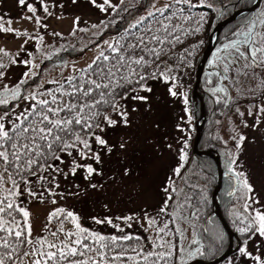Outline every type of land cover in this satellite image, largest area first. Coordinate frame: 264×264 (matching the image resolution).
<instances>
[{"label": "snow or ice", "instance_id": "snow-or-ice-1", "mask_svg": "<svg viewBox=\"0 0 264 264\" xmlns=\"http://www.w3.org/2000/svg\"><path fill=\"white\" fill-rule=\"evenodd\" d=\"M17 2L23 6L26 0ZM90 2L101 12L111 8L113 15L118 8H124L123 3L113 5L111 0H103L102 3L97 0ZM40 3L43 5L44 0H40ZM199 3L203 5L204 0H199ZM253 3L259 5L255 13L243 18V23L231 33L233 38L220 45L217 50L219 55L214 53V59L223 65L224 72L235 69L238 74L243 71L245 76L251 75L253 79H257L255 69H260L261 76H264V0H253ZM26 6L29 12L34 10L31 3ZM132 7L130 4L129 8ZM192 7L191 0H137L134 10L139 14L130 19L126 27L122 26L118 35L111 41H103L104 48L96 43L97 51L91 60L82 67L71 64L72 71L67 76L61 70L60 79L48 81L52 85L48 88L33 79L38 75L33 69L39 65L33 64L32 53H28V59L18 61L26 66L32 65V68L26 67L15 85L4 84L0 87V106H4L0 109V264H137V261H146L147 257L169 256L172 261L165 260V264H174L178 259L170 251L144 252V246L139 243L135 234H103L85 227L78 222V216L72 210L62 206L49 211L47 220L51 222L57 218V231L63 234V238L57 235V231H50L48 224L42 229L46 235L33 237L30 213L21 203L20 197L27 196L29 199L37 198L41 201L50 198L55 203L56 189L60 186L59 177L63 175L65 182L71 186L68 176L71 174L75 179L78 169L85 174L87 186L96 187L91 182V176H102L104 173L87 161L91 159L102 164V151L107 150L110 153L114 147L100 133L117 123H129L127 103L129 100L147 99L139 95V91L150 90L145 83L148 78L159 75L165 80H175V75L170 72L173 67L171 64H167L163 70L160 69V64L166 63L160 57L174 58L172 49L183 37L193 34L186 26L187 22L195 21L196 30H199L204 17L190 16ZM78 22L79 17H75L73 28L78 27ZM36 24H40L39 19ZM107 26L104 20L99 22L101 30ZM4 30L12 31L0 25V31ZM80 30L89 31L88 28ZM99 34L92 33L93 36ZM191 55V52L187 53V56ZM241 61L244 63L241 64ZM15 62L17 61L14 60L13 63ZM212 63L213 60H209V64ZM4 75L5 73L0 72V77ZM261 87H264V80H261ZM168 91L170 95L177 94L171 86ZM220 91L224 89L221 88ZM21 101L24 102L23 107ZM132 110H136L135 104H132ZM262 112L264 105L256 112L257 123ZM252 127L255 128L256 124H252ZM243 139V134L236 139L237 147ZM93 140L96 151H93ZM120 147L123 148L124 144L121 143ZM179 159L184 160L183 152H180ZM228 169L232 171L231 163L228 164ZM128 171L129 169H124L125 174ZM172 171L179 173L181 168L177 165ZM243 175L244 173L237 172L232 178ZM237 182L251 191V185L246 179ZM76 188L79 189V184ZM165 192L182 194L175 186L166 188ZM59 195L62 198L63 193ZM169 203L168 198L163 199L162 205L152 215L146 210L143 216L133 213L117 219H142L146 222V232L151 229L154 233L163 232L166 236L167 231L158 226L157 221L161 215H168ZM184 203H190L187 197L184 201L176 202L171 213L172 223H176L177 209ZM247 204L248 201L245 200V207ZM251 211L254 215L246 217L247 227H239L238 231L247 233L253 229L264 237V213L254 209ZM191 212L196 215V208H191ZM64 213L66 217L62 215ZM64 219H70L71 229L66 230L63 227ZM90 219L100 224L106 222L122 232L121 225L114 224L108 216L102 220L96 216ZM174 234L180 235V229L177 228ZM133 238L137 241L135 244L132 243ZM158 239L159 236H149L152 248H156ZM189 243L195 244L193 249H189V254H203L195 231L192 232ZM137 247L141 248L139 253L136 252ZM160 247L172 248L174 244L163 241ZM239 253L254 259L255 264H264L259 256L252 257L244 246L239 248Z\"/></svg>", "mask_w": 264, "mask_h": 264}, {"label": "rangeland", "instance_id": "rangeland-1", "mask_svg": "<svg viewBox=\"0 0 264 264\" xmlns=\"http://www.w3.org/2000/svg\"><path fill=\"white\" fill-rule=\"evenodd\" d=\"M97 2L102 3L103 0ZM27 3L33 5L32 12L28 11ZM111 3L113 5L123 3L124 8H118L113 15L111 8L101 12L90 0H44L43 5L40 0H26L23 6L17 0H0V25L4 29L12 30L0 31V49H3L0 51V72L5 73L0 77V87L4 84L15 85L26 67L32 68V65L26 66L18 62L28 59V53L33 54V64L39 65L33 69L38 73L33 79L36 78V83H42L44 88L52 86L48 81L60 79L61 70L64 76L71 73V64L82 67L95 55L96 43H100L101 48H104L102 42L111 41L114 37L113 34H107L100 38L106 28L101 30L99 22L115 21L116 15L125 9L127 11L132 9L137 0H111ZM191 3L195 6L200 5L199 0H191ZM130 4L133 5L132 8H129ZM208 4L210 2L204 0L203 5ZM75 17H79L77 28H73ZM37 19L40 20V24H36ZM93 25L97 27L93 28ZM84 28H88L89 31L80 30ZM17 32L20 34L16 35ZM93 32L100 34L93 36ZM218 49L220 47L212 53L209 60H213V63L209 64L208 61L207 67L210 73L218 76L220 89H224L221 92L233 100L222 115L219 126L220 140L225 146L233 148V173H244L237 179H246L251 185V191L245 189L249 192L250 210L264 213V112L259 116V123L256 116L261 105H264V87H261L264 76H261L260 69L255 70L257 79H253L251 75L245 76L243 71L238 74L235 69L224 72L223 65L214 59V53L219 55ZM80 50H84V53L78 56L71 54ZM60 52H66L67 55L61 56L58 61L45 63ZM14 60L17 62L13 63ZM243 63L241 61V64ZM66 64L69 66L66 67ZM195 68L192 63L182 62L179 67L173 66L170 69L171 74L175 75L174 81L161 77L148 81L146 84L150 90L139 91V95L147 99L129 100L127 103L129 123L127 125L117 123L100 133L114 147L110 153L107 150L102 151V164L91 159L87 161L95 168L102 169L104 173L102 176L95 174L91 176V182L95 183L96 187H88V181L84 179L85 174L78 169L75 179L71 174L68 176L71 186L65 182L63 175L59 177L60 186L56 189L55 203L50 198L41 201L37 198L29 199L27 196L20 197L21 203L30 213L33 237L46 235L42 231L45 224H48L50 231H57L59 227L57 220L54 221V218L49 222L47 215L53 208L62 206L72 210L83 226L103 234H143L146 237L148 251H154L152 241L149 240L150 235L160 237L156 240L159 247L163 241L172 244L178 226L172 223L169 227L171 224L169 215H161L157 221L158 226L167 231L166 236L163 232L154 233L151 229L146 232V222L142 219L130 218L123 221L117 217L131 216L133 213L136 216H143L146 210L152 215V212L162 205L163 199L167 198L168 192H165V189L171 188L175 174L172 169L181 163L180 152L191 151L196 120L192 118L190 112ZM170 86L176 95L169 94ZM20 104L21 107L24 106L23 101ZM132 104L136 105L135 111L132 110ZM113 119L116 117L113 116ZM254 123L255 128L252 127ZM241 134L244 139L237 147L236 139ZM121 143L124 144L123 148L120 147ZM96 150L93 140V151ZM125 168L129 169L127 174L124 173ZM77 184L79 189L76 188ZM60 193H63L62 198ZM92 216L101 220L105 216L110 217L114 224L121 225L122 232L106 222L95 223L90 219ZM62 223L66 230L72 228L70 219ZM57 235L63 238V234L58 231ZM191 235L190 230L183 226L180 232V248L182 243L183 246L187 244ZM246 245L252 257L259 256L264 261V237L255 232ZM171 249L159 248L160 251ZM225 264H255V261L242 256L238 251L233 253Z\"/></svg>", "mask_w": 264, "mask_h": 264}, {"label": "trees", "instance_id": "trees-1", "mask_svg": "<svg viewBox=\"0 0 264 264\" xmlns=\"http://www.w3.org/2000/svg\"><path fill=\"white\" fill-rule=\"evenodd\" d=\"M207 1H209L210 4L199 6L193 5L189 13L190 16L199 17L202 15L204 17L203 23L199 25L198 31L196 30L195 21L186 23V26L189 28V32L193 34L183 37L177 43V46L172 49L174 58L169 57L166 59L164 56L160 57L161 61H166V63L160 64L161 70H163L167 64L176 66L182 62L192 63L196 67L206 46L207 37L214 25L219 20L229 16L235 9L245 8L253 4V0ZM209 5H211V7H209ZM184 7L187 6L185 5ZM134 8L135 6L128 11L120 12L116 15L115 21L107 22L108 26L105 31L102 32L100 38L107 34H113L114 36L118 35L121 27H126L127 22L130 19H134L139 14L134 10ZM254 13H243L235 21L226 25L217 38L215 49L220 47V45L225 43L227 40L232 39L233 37L231 33H234L237 27L243 23V18L249 17ZM117 17L120 18L117 19ZM193 45L195 47H193ZM188 52H191L192 55L187 56ZM82 53H84V50L76 51L71 54L73 56H78ZM63 55H67V53L60 52L55 57L47 60L45 63L58 61ZM185 56L186 58H184ZM209 59L206 62L199 87V92L204 102L206 119L198 148L201 150L213 148L220 154L223 178L221 189L217 195V201L223 218L228 223L230 228L236 233L241 242V246L246 247V244L256 232L253 229H250L247 233H241L238 231L239 227H247L246 217L254 215L249 208V192H246L241 184L237 182V178H232L234 173L233 171H229L228 164H232L234 160V151L232 147L225 146L221 143L219 136V126L221 124L222 115L225 112L224 109H226V107H228L233 100H230L228 96L224 95L220 91V81L218 76L214 73H210L208 70L207 64ZM157 63H159V61H157ZM158 77L160 76H155V78ZM155 78H148L145 83ZM225 101H227V103H225ZM190 106L191 116L195 120L198 118L199 108L198 106L194 107L192 100H190ZM3 108L4 106H0V109ZM179 165L181 171L179 173L175 172L171 182V187L175 186L182 194L178 195L176 193H168L167 198L170 200L168 205V215L172 220L171 213L176 206V202L184 201L185 197H187L190 203H184L177 209L175 224L180 229V232L183 230V226L189 229L191 234L195 231L196 239L201 246L200 251L203 254L198 255L195 252L189 254V249H193L195 247V244L189 243L192 239V235L187 244L183 246L182 250L179 246L181 237L180 235L174 234V240L172 242L174 247L170 250L173 256L178 258L174 264H184L197 258L205 261L213 260L218 257L228 245V236L217 217L211 211L210 196L217 179L215 163L207 156H194L190 151L184 153V160H182ZM232 189H235V191H232ZM245 200L248 201L247 207H245ZM193 207L196 208V215H193L191 212V208ZM62 215L66 217V213ZM56 220L57 218H55L54 221ZM66 220L67 219H64L63 221ZM170 223L169 227L172 226V222ZM205 229H207V231H205ZM132 234H135V237L139 238V243L144 246L143 251L147 252L148 244L146 242V237L143 234L140 235L136 233H131L130 236ZM136 242V239L133 238L132 243L135 244ZM234 245H236L235 240ZM159 248L160 247L156 245L153 252L159 253ZM140 251L141 248L137 247L136 252L139 253ZM165 260L172 261V257H147L146 261H137V264H165ZM225 261L221 264H225Z\"/></svg>", "mask_w": 264, "mask_h": 264}, {"label": "water", "instance_id": "water-1", "mask_svg": "<svg viewBox=\"0 0 264 264\" xmlns=\"http://www.w3.org/2000/svg\"><path fill=\"white\" fill-rule=\"evenodd\" d=\"M258 6H259L258 4L253 3L249 7L234 10L229 16L217 22L207 37L206 47L202 52V56H201L199 63L196 65L194 81H193V85L191 89V98L194 102V105H199V117L195 122V131H194V136H193L192 143H191L192 153L196 156H204V155L206 156L207 155L214 161L216 165L217 180H216L215 186L213 187V190L211 192V197H210L211 205H212V213L217 217L223 229L225 230L228 236V245L220 256L216 257L215 259L211 261L205 262L203 260L194 259L185 264H220L225 259H227L231 254L237 252L240 248V240L238 239L236 233L232 231L228 223L223 218L221 211H220L219 204L216 200V197L221 189L222 176H223L219 154L214 149H207V150L198 149V144H199L201 133H202V126H203V123L205 122L204 104L198 92V88L200 85V80H201V76L204 70L205 63L207 59L209 58L212 50L215 47L216 39L219 33L221 32V30L229 23L235 21L236 18L240 16L241 14L247 13V12H254ZM234 240L236 241V246L233 245Z\"/></svg>", "mask_w": 264, "mask_h": 264}, {"label": "bare ground", "instance_id": "bare-ground-1", "mask_svg": "<svg viewBox=\"0 0 264 264\" xmlns=\"http://www.w3.org/2000/svg\"><path fill=\"white\" fill-rule=\"evenodd\" d=\"M218 154H219V152H218ZM219 155H220V154H219ZM204 156H205V155H204ZM206 156H207V155H206ZM207 157H209V156H207ZM209 158H210V157H209ZM216 200H217V199H216ZM217 202H218V201H217ZM218 204H219V203H218ZM211 207H212V205H211ZM219 207H220V206H219ZM223 252H224V251H223ZM223 252H222V253H223ZM222 253H221V254H222ZM221 254H220V255H221ZM220 255H219V256H220ZM197 259H199V258H197ZM199 260H202V259H199ZM203 261H205V260H203ZM209 261H211V260H209ZM205 262H207V261H205Z\"/></svg>", "mask_w": 264, "mask_h": 264}]
</instances>
